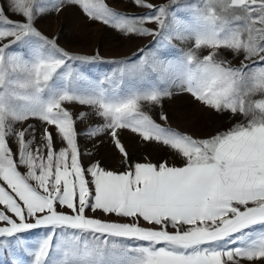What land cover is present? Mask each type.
Segmentation results:
<instances>
[{"label": "snow or ice", "instance_id": "6c2138e0", "mask_svg": "<svg viewBox=\"0 0 264 264\" xmlns=\"http://www.w3.org/2000/svg\"><path fill=\"white\" fill-rule=\"evenodd\" d=\"M65 3L122 35L152 37L158 50L140 49L112 61L103 77H87L80 65L99 61L98 53L71 54L36 27ZM133 3L148 11L129 16L105 0H7L16 21L0 4V252H25L31 264L264 261V0ZM173 38L193 46L166 59L159 51ZM169 85L242 121L206 138L165 127L143 105L171 96ZM66 102L96 114L85 134L108 135L126 170L82 163ZM159 119L166 124L168 116ZM122 130L169 147L183 165L128 164ZM39 228L47 231L32 244L19 235Z\"/></svg>", "mask_w": 264, "mask_h": 264}, {"label": "rangeland", "instance_id": "374dc122", "mask_svg": "<svg viewBox=\"0 0 264 264\" xmlns=\"http://www.w3.org/2000/svg\"><path fill=\"white\" fill-rule=\"evenodd\" d=\"M154 5L168 3V0H148ZM105 3L115 11L137 16L148 11L145 8L136 7L133 0H105ZM5 8L6 14L10 19L16 21L20 17L13 15L7 10V0H0ZM155 28V24L146 25ZM36 27L47 37L55 38L58 46L71 54L93 56L98 53L101 58L99 61L89 64H81L80 70L92 79H99L105 74L110 73L115 67L112 61L127 60L139 54L140 49L152 48L158 50L152 37H140L134 35H122L114 28L90 20L82 11L72 4L65 3L59 11L49 10L38 17ZM193 46V42L180 41L175 38L165 50H160L159 54L166 59H174L180 55L178 49L186 50ZM201 55H205L208 49H201ZM222 58L231 61L233 66H237L238 59H233L232 53L221 50ZM125 86L130 83L125 78ZM172 92L171 96L164 97L159 105L145 103L143 110L149 112L152 117L165 127H170L182 133H187L195 138H206L218 132L230 129L235 123L241 122V117L233 118L228 112H216L202 103L194 100L187 92L181 91L174 85H169ZM258 98V97H257ZM76 120V130L78 135V145L81 153L82 163L87 166L91 163H99L101 167L111 171H124L127 164L124 157L115 147L108 135L90 137L86 135L87 129L96 125L99 118L87 106L75 102H66L63 105ZM87 112L86 119L80 120L79 114ZM163 112L168 116L165 124L160 121L159 114ZM27 123H33L28 121ZM26 126V125H25ZM51 130V129H50ZM119 139L128 153V164L153 163L159 164L167 162L170 166L183 164V158L169 147L155 141H144L138 134L128 130L119 131ZM60 147V141H56ZM23 171V169H21ZM2 207V206H0ZM63 211L64 209H58ZM88 216L106 220H118L115 216H104L100 212L87 210ZM142 224V223H141ZM146 226V224H142ZM47 230L44 228L34 229L26 233L19 234L30 244L42 237ZM14 245L15 239L8 238ZM14 258L23 261V264H31V257L25 252H17L16 257L10 256L7 251L0 252V264H12ZM262 261H252L251 264H261ZM264 262V261H263ZM242 260L240 264H249Z\"/></svg>", "mask_w": 264, "mask_h": 264}, {"label": "crops", "instance_id": "0c3cea01", "mask_svg": "<svg viewBox=\"0 0 264 264\" xmlns=\"http://www.w3.org/2000/svg\"><path fill=\"white\" fill-rule=\"evenodd\" d=\"M182 165H183V164H180V165H176V164H175V165H173V166H182ZM118 219H119V218H118ZM141 223L144 224L143 221H141ZM146 226H147V225H146ZM249 264H250V263H249ZM261 264H264V262L262 261Z\"/></svg>", "mask_w": 264, "mask_h": 264}]
</instances>
